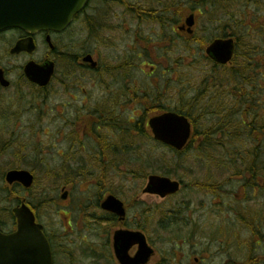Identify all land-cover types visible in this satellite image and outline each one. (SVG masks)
Instances as JSON below:
<instances>
[{"label":"flooded vegetation","instance_id":"flooded-vegetation-1","mask_svg":"<svg viewBox=\"0 0 264 264\" xmlns=\"http://www.w3.org/2000/svg\"><path fill=\"white\" fill-rule=\"evenodd\" d=\"M175 1L89 0L82 13L64 31L32 34L21 29H8L0 32V144H32L31 135L38 131L42 134V142L45 138L48 140L49 117L54 113L56 117L52 123L56 125L62 142H67V139L72 144L101 145L99 154L97 152L93 156L92 172L84 175L98 187L96 195L91 198L90 205L72 207L71 211L67 204L64 208L68 211L63 214L65 219L60 223L44 220L42 202L33 205L21 197L22 190L30 193L32 189L26 190L20 184L8 185L6 174L10 170H2L3 164L0 163V206L4 204L0 207V230L6 234L14 232L17 222L13 211L26 204L33 210L37 223L42 225L50 242L53 264H75L72 246L77 248L80 242L89 244L90 264H136L134 260L139 246L121 245L122 241L116 242L115 237L120 232L146 235L145 229L151 224L148 215L153 211L146 212L149 217L146 221L143 210L138 209L132 215L131 211L139 203L138 199L134 200L138 196L131 200L136 204L128 205L123 196L128 197L131 190L127 193L122 186L114 187L109 182L111 178L129 175L135 181L144 182L147 175L143 166L134 170L129 168V144H144L140 131L151 134V118L170 113L187 115L178 111L182 102L175 109L162 105L164 99L175 93L172 85L175 80L168 78V88L164 92H160L159 88L146 92L140 82L133 81L135 72L152 78L156 84L158 80L170 76L172 62L169 54L176 48L177 42L199 46L201 50L205 46L206 50L215 40L210 36L207 40L198 37L196 30L189 33L187 28L182 29L185 18L179 24L176 22ZM113 6H119L121 13L114 11ZM225 30L222 27L223 33ZM220 38H233L237 43L230 34ZM204 56L211 67L229 69L234 64L233 60L228 66H220ZM31 65H34L36 73L44 77L53 70L45 86L29 79L28 68ZM54 89L60 90L62 97L57 107L50 110L48 101L55 93ZM198 113L196 111L195 114ZM13 157L17 158V152ZM16 169L22 170H11ZM71 180L63 183L62 195H67V199L61 196L63 202H68L70 193L67 189L72 184ZM109 197L124 203L125 215L104 209L103 205ZM4 212L3 218L8 219L9 230L2 223ZM11 224L13 227H10ZM147 240L154 250L147 264H167L166 259L157 262L158 254L148 236ZM119 249L124 252H118ZM177 251L173 255L178 258L179 252L182 254L181 247ZM202 251L207 252V248L202 247ZM118 253L126 255V260ZM193 258L195 264L206 263L204 258ZM176 262L179 258L173 264ZM13 264L33 263H22L20 260Z\"/></svg>","mask_w":264,"mask_h":264},{"label":"rangeland","instance_id":"rangeland-1","mask_svg":"<svg viewBox=\"0 0 264 264\" xmlns=\"http://www.w3.org/2000/svg\"><path fill=\"white\" fill-rule=\"evenodd\" d=\"M113 10L118 14L121 13L119 6H113ZM206 23L207 20L205 17L202 19L197 17V24L195 26L196 34L205 40L209 36L213 38L210 35L211 32L216 33V26H210L209 23ZM203 27H208V30L203 29ZM146 28L152 29L151 27ZM198 47H184L182 41L177 42L176 48L169 54L172 62L170 64L172 67L170 68V76H165L164 79L161 81L158 80L155 84L152 78H148L141 72H135L136 78L133 81L140 82L146 92L158 88L160 92H164L168 88V78L175 80V83H172L175 87V93L162 101V105L175 109L181 104L179 92L182 88L177 85L179 73L183 72L185 76L192 78L183 88L188 89V94L193 96L197 93L196 91L199 88L198 84L201 83L206 72L210 71L209 69L211 67L205 64L204 51ZM188 48L192 50L185 52ZM106 53L108 55L110 54V52ZM145 71L149 72V69L145 68ZM59 91L54 89L53 92L55 93L50 95L48 101L50 110L57 107L58 100L62 97ZM54 117H56V114H50L48 140L45 138L43 141L47 143L42 142V134L38 131L31 135L32 144H13L7 146L0 144V163L3 164L1 167L2 170L21 168L22 170L33 172L36 177V185L30 193L22 190L21 197L31 201L33 205H39L42 202L43 205L40 206L44 210L42 211L44 220L60 223V221L65 219L63 214L68 211L64 208L67 204L70 205L69 211H71L72 207L90 205L91 198L96 195L98 187L95 186L91 178H84V175L92 172L93 168L91 167V163L93 156L97 155V152L99 154L101 145L88 143L72 144L67 139L65 140L68 143L62 142V138L56 131V125L52 123ZM206 124L207 122L204 124V127ZM145 144L146 146L143 148L144 152L148 155L155 156L156 161H158L148 165L145 170V175H163L160 170H169L170 165L175 167L179 161H182L164 147L153 146L149 142ZM15 152H17V158L13 157ZM163 159L166 160L163 163L167 165L162 168L159 160ZM183 159V162H186V170L181 171L179 177L169 176L172 180L183 181L181 192L172 198L162 200L158 197L143 195L142 190L146 185V181H135L131 175L128 177H114L109 182L114 187L122 186L127 193L131 190L128 197L123 196L124 201L128 205L136 204L135 201L131 202V200L138 196L134 200L138 199L139 203L135 207L133 206L134 208L131 214H135L139 209L145 212V221L150 216L151 224L147 228L145 227V233L153 245L156 254H158L156 257L157 262H163V259H166L167 264H173V261L179 258V262H176V264H195L193 257H201L206 259L205 264H227L230 260L235 261V263L245 262L250 257L254 258L255 255L263 257L264 240H260L263 243L262 245L256 246V242L259 240H252L251 234L246 229L247 227L241 224L239 215L244 213L246 208L250 207L257 216L263 208L262 204L264 203V199L259 195L253 196L252 192L249 191L247 194L250 196V200L247 201L245 199V193L241 190L242 181L240 178L232 185L229 183L223 184L228 194L212 196L205 188L208 184H214V181L217 180L225 182L223 180L225 179L223 178L224 176H221L219 170L211 169L212 166L207 165L209 161L208 156L201 154L196 147L189 153H186V157ZM77 167L83 168V170L80 176L74 177ZM125 173L126 170L124 171ZM210 173L214 175L213 178L210 176ZM63 176H65L64 180L62 179ZM69 178L72 179V184L67 189L70 195L68 202H63L61 200V190L63 183L70 181ZM233 191L235 196L231 194ZM236 196L238 197L237 201L239 200L240 203L234 201V197ZM241 204H245V206L243 212L239 214L242 207ZM179 208H186L187 211L184 212L183 217L193 218L192 220L196 224L186 225L183 220H179V225H175L176 223L174 222L169 224L167 229L162 228L160 223L163 220L165 222L164 224L170 221V219L164 216L162 217V214L173 212L172 216H175V213H178L176 209ZM149 210L153 212L146 216V212ZM5 214L6 212L2 215V223L9 230L8 219L3 218ZM158 226L160 227V232L158 231ZM226 226L227 228L231 227L233 230L235 229V231L234 235L232 234L223 238L219 230H223ZM10 227H13L12 224ZM178 247H181L182 254L179 252L177 258L173 253L178 252ZM202 247L207 248V252H201ZM72 253L76 259L75 264H79L80 262V264H90V248L88 243L81 244L80 242L77 248L73 245Z\"/></svg>","mask_w":264,"mask_h":264},{"label":"trees","instance_id":"trees-1","mask_svg":"<svg viewBox=\"0 0 264 264\" xmlns=\"http://www.w3.org/2000/svg\"><path fill=\"white\" fill-rule=\"evenodd\" d=\"M175 4L178 24L188 14L196 12L199 18L205 17L210 26H216V33L210 34L213 37L230 34L236 38L237 51L232 67H211L206 72L198 84L195 97L183 88L192 78L183 72L179 73L177 85L182 88L179 96L183 104L178 111L194 122L195 134L192 143L183 152L170 151L182 161L175 167L170 165L169 170H159L166 176L179 177V173L186 170L183 158L196 147L201 154L208 156L207 165L219 170L225 178V182L217 180L214 184H208L205 188L208 193L212 196L228 194L223 184L232 185L240 178L241 190L247 201L250 200L249 191L253 196L259 195L264 199V0H176ZM222 27L226 29L224 33ZM203 29L208 30V27ZM190 50L188 48L185 52ZM196 111L199 113L195 114ZM140 132L144 143L151 141L147 132ZM145 146L129 144L127 162L130 170L142 166L146 170L150 163L158 162L155 156L144 152ZM159 162L162 168L167 165L163 163L165 159ZM82 170L77 167L74 177L80 176ZM210 176L214 177L212 173ZM231 194L235 196L234 191ZM237 196L234 201H237ZM237 203H240L239 200ZM245 204H241L239 214L243 212ZM262 207L257 216L250 207L239 215L241 224L247 227L252 240H259L256 246L262 245L260 240H264V203ZM176 210L178 213L175 216H172L173 212L162 214L170 219L166 226L164 220L161 222L162 228L167 229L174 222L179 225V220H183L186 225L192 224L191 219L183 217L186 208ZM219 231L226 238L234 235L235 229L226 226ZM227 264H264V256L255 255L240 263L230 260Z\"/></svg>","mask_w":264,"mask_h":264},{"label":"water","instance_id":"water-1","mask_svg":"<svg viewBox=\"0 0 264 264\" xmlns=\"http://www.w3.org/2000/svg\"><path fill=\"white\" fill-rule=\"evenodd\" d=\"M89 0H0V32L6 29H21L32 34L42 31L61 32L65 30L80 14ZM189 29L194 27L195 16L186 20ZM191 33V30H189ZM235 42L233 39H219L207 49V55L217 64L227 65L234 57ZM34 65L28 68L29 79L41 86H45L52 74L50 70L46 77L35 72ZM157 141L182 151L188 144L192 127L188 118L175 113L154 117L149 122ZM9 184L20 183L29 189L34 184V176L28 171H10L6 178ZM181 185L167 177L151 176L144 194L158 195L162 199L177 194ZM64 199L67 195L63 196ZM108 211H115L125 215L124 204L115 197H109L103 205ZM17 218V231L12 234L0 232V263L13 264L39 263L53 264L52 250L43 233V227L36 223L32 210L26 205L14 210ZM116 242L128 245H139V252L135 258L136 264H147L153 255L146 237L142 233L120 232L115 237ZM122 253L123 250L119 249ZM119 255V253H118ZM22 256V257H19ZM120 256V255H119ZM126 260V255L120 256Z\"/></svg>","mask_w":264,"mask_h":264}]
</instances>
